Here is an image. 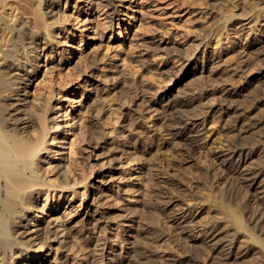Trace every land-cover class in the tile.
I'll list each match as a JSON object with an SVG mask.
<instances>
[{"label": "rangeland", "instance_id": "374dc122", "mask_svg": "<svg viewBox=\"0 0 264 264\" xmlns=\"http://www.w3.org/2000/svg\"><path fill=\"white\" fill-rule=\"evenodd\" d=\"M81 1L71 0L66 22L55 10L61 38L51 41L55 54L38 50L29 93L42 96L53 66L60 100L51 101L45 169L59 168L70 188L36 198L29 213L33 247L44 245L48 259L39 264H220L204 239L214 225L217 243L232 232L242 247L231 264H264V179L251 185L240 174L264 171V78H255L264 72V0ZM170 104L198 130L194 143L177 136ZM236 147L247 149L228 162ZM78 213L85 226L71 228ZM46 215L56 240L37 236ZM88 235L129 259L81 250ZM138 241L145 253L133 250Z\"/></svg>", "mask_w": 264, "mask_h": 264}, {"label": "bare ground", "instance_id": "6f19581e", "mask_svg": "<svg viewBox=\"0 0 264 264\" xmlns=\"http://www.w3.org/2000/svg\"><path fill=\"white\" fill-rule=\"evenodd\" d=\"M88 1L91 0L81 2ZM106 1L108 5L113 6V0ZM64 2L66 5H63ZM70 2L71 0H0V264H18L16 260L24 253H30L27 260L32 261L31 264H39L43 260L44 262L48 260L39 257L44 245L38 249L33 247L28 233L29 223L26 224V222L29 220V213L37 208L36 198L39 199L44 194L48 195L47 193L51 190L70 188L68 176L59 168L52 175H50L52 171L45 169L44 151H48V121L54 110L51 101L60 100L58 94L53 91L55 85L53 66L47 69L49 71L44 74L38 87L39 94L42 96L35 97L34 94H29L33 80H38L37 71L41 69L40 62H38V50L52 49V54H55L56 49L51 48V41L61 38V34L52 28L53 22H58L55 10L60 7V12L64 17L63 22H66L69 18ZM77 4L79 5L78 2ZM220 30L217 26L212 38L219 35ZM262 77L264 78L263 71L255 75V78ZM170 93L163 94L159 103H162L164 99H169ZM232 97L231 92L226 96V100L233 101ZM241 107L240 105L234 106L239 113L242 111ZM168 110V115L181 125L177 136L190 145L196 140L198 130L193 127V124L189 127L190 122L188 123L183 117L186 115H182L184 111L181 105L170 104ZM238 120H234L233 126ZM55 138V136L52 137V139ZM242 149L247 148L236 147L231 152L229 151L226 160L228 162L233 160L236 155H240ZM239 161H241L240 156ZM239 161L237 166L240 170L242 167ZM53 168H57V165ZM242 171L241 178L251 185H256L264 179L263 170L243 169ZM51 177H55V180L53 181ZM61 204L62 200L56 203L58 206ZM52 207L50 206L47 210L46 206L42 212H50ZM49 218L50 216L46 215L43 220L36 221L38 222L36 233L38 238H47L51 241L52 236L56 240L58 235L57 230L51 227L52 223ZM232 218L236 226L243 227L240 217L233 214ZM78 223L81 227L85 226V220L80 213L76 214L71 221V228ZM216 226L209 227L204 239L209 246L218 251L220 264H231L242 247L237 239L232 237V232H230L231 238L223 237L221 242L217 243L216 239L219 235L218 226ZM84 240L85 244L81 250L88 249L94 256L99 255L101 258L115 256L123 262L127 261L126 258L129 259L125 257V252L122 250H112L108 238L96 240L88 235ZM148 240L150 243L154 241L149 237ZM142 249L145 248L139 241L134 242V251L145 253Z\"/></svg>", "mask_w": 264, "mask_h": 264}]
</instances>
